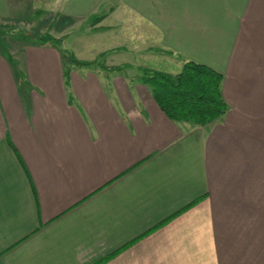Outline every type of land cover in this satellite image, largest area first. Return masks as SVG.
<instances>
[{
    "label": "crops",
    "instance_id": "0c3cea01",
    "mask_svg": "<svg viewBox=\"0 0 264 264\" xmlns=\"http://www.w3.org/2000/svg\"><path fill=\"white\" fill-rule=\"evenodd\" d=\"M23 4L96 63L67 85L56 45L0 41V264H264V0H0V20ZM128 28L137 55L222 73L228 111L175 122L110 70L139 65Z\"/></svg>",
    "mask_w": 264,
    "mask_h": 264
},
{
    "label": "trees",
    "instance_id": "16d2710c",
    "mask_svg": "<svg viewBox=\"0 0 264 264\" xmlns=\"http://www.w3.org/2000/svg\"><path fill=\"white\" fill-rule=\"evenodd\" d=\"M99 17L98 14L93 15L91 20H97ZM33 41L37 44L50 42L62 51L65 63L64 78L67 85H69L72 66H85L96 63L75 59L70 50L63 45V40L51 33L36 34ZM124 67H129V64L110 70H121ZM139 79L149 88L152 97L164 113L175 122L189 123L193 126H206L221 118L229 109V104L223 95V74L199 61L189 58L184 59L183 65L177 73L145 70ZM195 202H191L175 214ZM118 252L119 249L96 264L108 260Z\"/></svg>",
    "mask_w": 264,
    "mask_h": 264
},
{
    "label": "rangeland",
    "instance_id": "374dc122",
    "mask_svg": "<svg viewBox=\"0 0 264 264\" xmlns=\"http://www.w3.org/2000/svg\"><path fill=\"white\" fill-rule=\"evenodd\" d=\"M110 3H108L106 7H109ZM23 6H25V4H23ZM57 20L58 19L55 16V11L53 8L42 10L41 7L36 4L26 5L23 11L16 13L14 19L11 18L6 21L0 20V41L2 45L10 46L12 44H19L28 40H31V42L35 43L33 38L36 34L51 33L52 35L56 36L55 32H59L56 26ZM90 21L95 20H91L90 18ZM60 38L62 40L64 39L61 36ZM135 38L137 39L135 30L133 28H128L125 32H122L119 35L117 41L121 42L123 46L127 48V50L131 51V48L136 50V48L144 46L145 41L143 39L138 38L139 40L136 41ZM72 39V37L69 39L70 44L72 43ZM148 39L150 41H156L155 37L153 39V35H149ZM63 45L68 49L70 48L66 40L64 41ZM125 59L131 61L135 59L139 62V65L135 64L132 66V68H130L129 65V67H124L121 69V71L125 70L128 72L130 76L140 77L143 71L153 69L171 73L178 72L180 70L179 67L169 60H163L159 57L152 58L151 56H148L144 53H139V55H137L134 51L127 52L125 54Z\"/></svg>",
    "mask_w": 264,
    "mask_h": 264
}]
</instances>
